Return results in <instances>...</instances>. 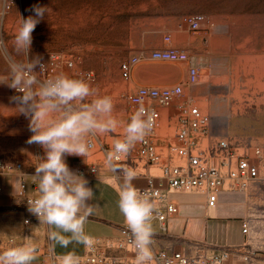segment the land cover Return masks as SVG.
I'll use <instances>...</instances> for the list:
<instances>
[{
    "label": "rangeland",
    "instance_id": "rangeland-1",
    "mask_svg": "<svg viewBox=\"0 0 264 264\" xmlns=\"http://www.w3.org/2000/svg\"><path fill=\"white\" fill-rule=\"evenodd\" d=\"M34 5L47 6L51 11L32 33L29 59L39 56L48 65L51 57L62 55L72 61V66L58 65L54 75L82 78L76 74L90 72L86 81L98 94L113 99L120 121L127 122L135 110L127 96L138 87L183 86V94L172 104H156L161 123L154 142L164 154L168 152L166 138H172L176 130L172 121L189 105L209 115L212 138L229 135L264 142V134L255 132H264V0H0V77L8 75L10 63L24 59L15 53L12 41L20 17L35 16ZM195 13L204 15L205 24L191 31L183 18ZM166 35L168 41L164 40ZM164 46L184 50L189 61L172 63L148 57L152 49ZM123 63L129 66L127 78L122 76ZM190 64L197 66L199 74L197 82L187 86ZM35 71L39 72L37 68ZM19 95L22 93L0 84V158L22 164L21 171L1 179L0 250L22 244L25 237L34 243L41 240L40 235L29 233V225L39 219L25 225L24 208L13 199L18 173L35 184V166L44 156L40 145L27 143L33 133L28 128L29 119L16 112L12 97ZM258 117L260 121H256ZM121 133L122 127L116 133L89 139L109 146ZM66 163L73 171L95 163L99 166L96 176L102 172L104 181L118 189L114 173L95 148L90 149L86 163L77 156H66ZM260 169L264 173V161ZM158 173L150 167V174ZM174 195L200 199L195 194ZM253 201L264 205V197ZM195 223L191 221L188 230L203 236V223Z\"/></svg>",
    "mask_w": 264,
    "mask_h": 264
},
{
    "label": "clouds",
    "instance_id": "clouds-1",
    "mask_svg": "<svg viewBox=\"0 0 264 264\" xmlns=\"http://www.w3.org/2000/svg\"><path fill=\"white\" fill-rule=\"evenodd\" d=\"M32 11L35 16L20 17L12 41L15 53L24 59L10 63L8 75L0 77V84L22 93L12 99L17 103L16 112L29 119L28 128L33 135L27 143L38 144L44 150L32 176L38 195L28 200V211L41 223L50 228L54 226L56 230L50 231L49 238L62 247L73 241L90 244L85 225L98 205L91 203L95 195L88 180L69 168L66 156L82 157L86 163L91 149L89 138L113 134L122 127L121 135L107 152L105 166L123 175L117 204L130 232L134 264H156L151 223L156 205L149 193L141 192L134 185L136 171L120 164L152 130L155 113L141 102L128 121L122 122L115 114L113 99L98 94L85 79L66 73L40 79L46 65L39 56L29 59V52L33 31L51 9L34 5ZM160 58V53L153 55V59ZM37 67L39 72L35 71ZM38 253V245L31 237H25L22 244L0 250V264H33ZM57 260L58 264H80V257L74 252L65 253Z\"/></svg>",
    "mask_w": 264,
    "mask_h": 264
},
{
    "label": "built area",
    "instance_id": "built-area-1",
    "mask_svg": "<svg viewBox=\"0 0 264 264\" xmlns=\"http://www.w3.org/2000/svg\"><path fill=\"white\" fill-rule=\"evenodd\" d=\"M183 22L191 31L200 30L205 24L203 14L195 13L183 18ZM169 40V36H164ZM155 53H160V61L172 63H187L188 54L171 46L152 49L148 57L152 60ZM136 58H132L135 62ZM72 66V61L56 55L50 58L42 79L54 76L53 71L58 65ZM38 71L39 67H37ZM123 77H128L129 66L121 64ZM197 66H187L185 84L191 85L198 80ZM83 79L91 78L90 72L76 74ZM179 90V91H178ZM16 92V90L14 89ZM18 93V92H17ZM183 94L180 84L165 87L140 86L127 96V101L137 109L141 102L143 106L155 113L152 130L143 142H139L123 157L120 164L132 167L137 176L144 177L145 186L137 187L141 192L151 195L156 207L151 223H157L159 231L165 233L166 222L174 216L178 208L171 200L173 194H195L204 198L207 208H215L220 192H245L248 182L261 176L260 164L264 160V142L250 143L249 139L226 135L222 138H212L210 117L195 105L182 108L175 118V133L172 138H166L167 153H163L155 144L161 123V114L156 104L169 106ZM91 149L95 148L103 160H106L109 146L100 141L90 139ZM140 165V170L137 171ZM150 167H155L159 173L150 174ZM95 169V172L92 171ZM22 164L17 160L0 158V193L3 177L14 171H21ZM99 166L95 163L76 171L82 173L85 179L97 175ZM122 175V173H121ZM38 195L37 186L29 184L23 173H18V181L13 199L24 208L23 223L29 225L38 218L28 211V200ZM252 222L243 219L241 233L245 240L240 244L216 246L205 241L188 240L183 247L174 250L169 247H153L156 264H264V249L252 248L246 239L250 234ZM118 236L91 237L83 253L79 255L80 264H134V250L130 232L126 224L118 227ZM12 240L9 239L8 243ZM51 264H58L56 256L50 253Z\"/></svg>",
    "mask_w": 264,
    "mask_h": 264
},
{
    "label": "crops",
    "instance_id": "crops-1",
    "mask_svg": "<svg viewBox=\"0 0 264 264\" xmlns=\"http://www.w3.org/2000/svg\"><path fill=\"white\" fill-rule=\"evenodd\" d=\"M260 119L258 117L256 121H260ZM255 132L259 136L264 134L258 130ZM248 139L250 143H259L258 139ZM262 161L259 162L260 166ZM260 174L259 178L251 179L248 182L243 193L220 192L218 204L213 209L206 207L204 198L201 196H198L200 199H190L173 194L171 200L172 197L175 198V201H172L176 204L178 211L167 220L165 233L159 231L157 223H152L154 230L152 246L177 250L183 247L188 240L205 241L216 246L240 244L245 240L241 233V222L243 219H250L252 226L246 242L252 248L264 249V205L253 201L264 197V173L260 172ZM103 178L101 172L98 176L95 175L93 178L87 179L88 186L93 189L95 195L91 203L98 205L95 213L89 217L85 225V233L90 237H116L119 234L118 227L126 224L117 204V192L123 181V175L118 173L112 175L118 189L114 188L111 183L105 182ZM146 182L147 180L140 176H137L133 181L136 187L145 186ZM191 221H197L195 225L198 226L201 225V222L203 223V236L199 233L194 235L192 230H188ZM29 229V233L35 234L36 237L41 236V240L36 243L39 248L38 259L33 264H51L50 253L56 257L68 252H74L78 256L83 253V243L73 241L67 247H62L59 243L51 240L49 233L56 230L54 226L50 228L39 220L29 225Z\"/></svg>",
    "mask_w": 264,
    "mask_h": 264
},
{
    "label": "bare ground",
    "instance_id": "bare-ground-1",
    "mask_svg": "<svg viewBox=\"0 0 264 264\" xmlns=\"http://www.w3.org/2000/svg\"><path fill=\"white\" fill-rule=\"evenodd\" d=\"M260 60V59H259Z\"/></svg>",
    "mask_w": 264,
    "mask_h": 264
}]
</instances>
